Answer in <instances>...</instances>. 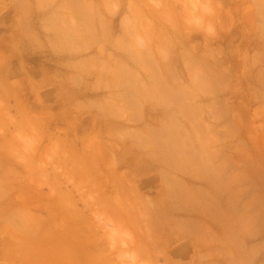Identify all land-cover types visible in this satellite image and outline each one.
<instances>
[{
  "label": "rangeland",
  "instance_id": "374dc122",
  "mask_svg": "<svg viewBox=\"0 0 264 264\" xmlns=\"http://www.w3.org/2000/svg\"><path fill=\"white\" fill-rule=\"evenodd\" d=\"M0 264H264V0H0Z\"/></svg>",
  "mask_w": 264,
  "mask_h": 264
},
{
  "label": "crops",
  "instance_id": "0c3cea01",
  "mask_svg": "<svg viewBox=\"0 0 264 264\" xmlns=\"http://www.w3.org/2000/svg\"><path fill=\"white\" fill-rule=\"evenodd\" d=\"M91 139L92 137H89L86 142ZM145 168L149 172L140 180L138 191L143 204L151 209L148 211V218H174L173 216H158V207L162 206H170L172 212L175 209L178 211L181 208H183L181 211L196 212V208L200 206V201L197 197L199 195L198 188H189V186L179 187L177 190H172L170 198L167 199L164 190L161 188L158 190V167H152L147 163L145 164ZM195 212L191 218H201Z\"/></svg>",
  "mask_w": 264,
  "mask_h": 264
},
{
  "label": "bare ground",
  "instance_id": "6f19581e",
  "mask_svg": "<svg viewBox=\"0 0 264 264\" xmlns=\"http://www.w3.org/2000/svg\"><path fill=\"white\" fill-rule=\"evenodd\" d=\"M157 8V7H156ZM155 10V9H154ZM155 12H158V10L157 11H155ZM158 14V13H157ZM148 50H150V48L148 49Z\"/></svg>",
  "mask_w": 264,
  "mask_h": 264
}]
</instances>
